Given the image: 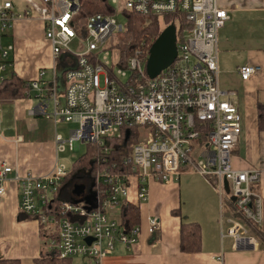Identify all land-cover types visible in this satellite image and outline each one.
I'll return each mask as SVG.
<instances>
[{"label":"built area","instance_id":"1","mask_svg":"<svg viewBox=\"0 0 264 264\" xmlns=\"http://www.w3.org/2000/svg\"><path fill=\"white\" fill-rule=\"evenodd\" d=\"M27 1L23 12H16L10 0L0 1V83L15 74L14 48L5 46L3 37L16 20L28 18L34 10L50 43L53 65L51 79L45 78L48 70L40 68L28 81L40 101L29 112L54 124L76 125L66 136L55 132L57 155L67 146L75 151L80 144L102 147L111 139L126 143L134 131L146 128L144 139L129 144L130 152L119 166L113 163L95 172L92 199L87 195V201L60 197L71 170L59 159L48 174L15 176L20 212L37 221L47 237V250L62 260L60 264H103L117 244L132 251L142 229L125 222L123 205L148 202L152 181L167 184L182 171L199 175L216 193L221 237H230L236 249L260 248L254 235L255 227L264 222L257 189L260 171L231 165L241 117L236 92L222 91L218 83V32L229 19L227 10L217 0H103L111 12L85 14L84 0ZM119 12L172 15L175 28L182 16L190 25L183 39L176 41L174 61L157 76L147 75L142 46L124 67L117 65L119 55L114 58L111 40L124 30L116 20ZM58 71L64 79L61 98L54 86ZM259 71L257 65L238 67L243 80ZM11 170L3 162L0 195ZM157 228V219L150 217L148 232Z\"/></svg>","mask_w":264,"mask_h":264},{"label":"crops","instance_id":"2","mask_svg":"<svg viewBox=\"0 0 264 264\" xmlns=\"http://www.w3.org/2000/svg\"><path fill=\"white\" fill-rule=\"evenodd\" d=\"M10 1L16 12L29 7L27 0ZM217 3L229 14L218 32L219 88L236 92L241 117V132L231 165L235 169L260 171L257 189L264 218V131L258 130L256 118L257 104H264V0ZM2 41L5 46L13 45L14 72L27 82L37 77L39 67L53 65L50 43L34 10L28 18L16 20ZM37 53L46 55L37 58ZM33 59L38 61L34 66ZM243 64L257 65L260 71L243 80L238 73ZM31 97L0 100V167L3 162L12 167L6 174L5 193L0 195V259L16 264H34L43 250V240L37 221L19 210V184L15 176L48 174L59 159L54 123L37 113L30 114L29 110L40 102L29 105ZM138 208L142 229L138 244L132 251L117 244L103 264H264L263 244L258 249H236L230 237H221L218 197L195 173L182 171L167 184L152 181L148 202ZM150 217L158 221L152 234L148 232ZM182 221L199 225L198 251H180Z\"/></svg>","mask_w":264,"mask_h":264},{"label":"trees","instance_id":"3","mask_svg":"<svg viewBox=\"0 0 264 264\" xmlns=\"http://www.w3.org/2000/svg\"><path fill=\"white\" fill-rule=\"evenodd\" d=\"M83 12L85 14H91L95 11H101L105 13L111 12L106 2L101 0H84ZM83 13V14H84ZM127 23L124 25V30L117 34L113 48L119 50L118 66L124 67L126 59L132 55L133 51L142 46L145 54V68L148 58L149 49L162 31L160 29V20L164 22L165 27L174 23L172 15H166L161 17L144 16L134 13H127ZM190 25L185 22L182 16L179 17V30L177 31V42L183 39V31L188 29ZM146 70V69H145ZM28 82L20 78L16 74H12L10 78L0 83V100H11L18 98L31 97L33 95L31 88L27 84ZM35 96V95H34ZM256 118L257 127L259 131H264V104L258 103L256 106ZM136 131L133 132V136ZM132 136V137H133ZM131 137V138H132ZM128 140L123 143V140L111 139L106 141L102 147L89 146L90 153L81 155L74 163L73 168L64 178L66 185L61 190V198L67 200L79 201L88 200L86 198L76 197L72 193L73 182L77 177H86L88 180L85 184V191L88 185V198L92 199V192L90 191L95 185L92 181L93 176L97 170L111 166L113 163L116 166L122 162V159L130 152L129 144L135 142L136 138ZM104 147H107V151H104ZM85 182V181H84ZM123 216L127 224L137 225L140 224V212L137 205L133 203H127L123 205ZM30 218V216H28ZM254 235L259 242L264 246V227H255ZM41 238L43 240V250L41 255L34 259V264H60L62 260H59L54 253L50 252L46 248L47 237L41 232ZM180 251L183 253L195 252L200 249V231L199 225L195 222L182 221L180 227ZM0 261L8 264H16V261L0 259Z\"/></svg>","mask_w":264,"mask_h":264},{"label":"rangeland","instance_id":"4","mask_svg":"<svg viewBox=\"0 0 264 264\" xmlns=\"http://www.w3.org/2000/svg\"><path fill=\"white\" fill-rule=\"evenodd\" d=\"M97 1H101V0H97ZM109 1V0H108ZM111 6L115 9V10H118V6L117 5H113L111 4ZM116 20L122 24H126L127 23V17L124 15V13L122 12H119L117 15H116ZM176 24V30L178 31L179 30V23L178 22H175ZM165 28V25H164V22L162 20H160V29L163 30ZM183 34H185V31H183ZM116 39H112L111 40V43H114ZM5 44V42H4ZM71 48H73L74 50L77 48V43H73L71 45ZM113 56L114 58L116 57L115 55L118 54L119 55V50L117 48H113ZM42 53V52H41ZM46 54L44 53L43 56L40 55L39 53H37L36 57L37 58H42L44 57ZM111 56H109V59L111 60ZM34 61L33 66L36 65L38 63V61L36 60H32ZM52 64V63H51ZM49 65V66H42V67H39V68H44L45 70H48V74L46 75V78L48 79H51V68H52V65ZM57 68V66H56ZM60 71H58L57 73V80L55 82V88H56V95H57V98H61L62 97V87L64 85V79L63 77L61 76V74L59 73ZM102 84V83H101ZM39 100L36 98V97H31L29 98V105H35L37 104ZM52 108H51V104H49V111H51ZM76 125L71 123V122H65V121H59L57 124H52V127H53V133L55 132H58V133H61L63 136H66L68 131L70 129H74ZM137 134H138V137L137 136H133L131 139H133L134 137L136 139H138L137 141H142L144 138V135L146 133V128L144 127H140L136 130ZM135 139V140H136ZM88 147L87 145L85 144H80L79 148L75 151H73L72 149H70L69 146L66 147V150L62 153L59 154V161H61L62 163H64L66 165V167L70 170L73 168L74 166V163L75 161L83 154L85 153H90V149L88 151ZM36 151H39V150H36ZM86 177H77L73 182H75L76 184H87L88 180L85 179ZM85 181V182H84ZM89 191H88V185L86 187V191H84L83 193H81L79 195L80 198H85L87 195H88Z\"/></svg>","mask_w":264,"mask_h":264},{"label":"water","instance_id":"5","mask_svg":"<svg viewBox=\"0 0 264 264\" xmlns=\"http://www.w3.org/2000/svg\"><path fill=\"white\" fill-rule=\"evenodd\" d=\"M177 30L174 24L166 26L158 35L154 43L149 49L146 73L149 77L153 78L157 76L163 69L167 68L175 59L177 54ZM128 139V133L124 138V142ZM84 184H74L72 193L79 196L84 192ZM87 242L91 241V238L86 239Z\"/></svg>","mask_w":264,"mask_h":264}]
</instances>
